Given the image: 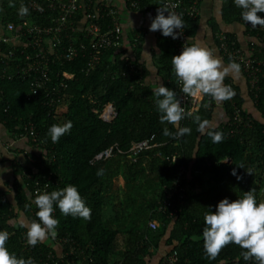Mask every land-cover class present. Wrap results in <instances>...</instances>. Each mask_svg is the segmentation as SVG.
<instances>
[{
	"label": "trees",
	"instance_id": "1",
	"mask_svg": "<svg viewBox=\"0 0 264 264\" xmlns=\"http://www.w3.org/2000/svg\"><path fill=\"white\" fill-rule=\"evenodd\" d=\"M27 1L12 0L15 7L7 8L3 20L12 21L16 29L24 20L53 24L55 12L46 8L44 0H37L44 11L28 7ZM137 2V6L131 7L130 0H125L126 8L150 15L163 0ZM21 5L28 8L27 15L19 14ZM117 9L121 22L122 13ZM85 12L79 9L74 19L81 22ZM241 12L234 0L223 1L221 14L225 23L241 22ZM197 19L183 20L189 36L194 34ZM97 22L102 31L111 25L110 17L106 16L99 17ZM244 30L248 39L244 44L238 41V45L255 40V31L249 33L245 27ZM157 32L161 52L153 56V62L161 84L173 90L177 98V77L171 59L181 52L172 39ZM134 33L122 30V44L102 50L98 63L90 70L86 69L88 51L69 62H51L47 89L59 82L57 75L61 76L63 71L73 74L71 79H64L63 86H58L53 95L47 96L45 90H40L27 98L29 79L14 68V62L20 63L18 51L22 46L14 55L16 61L5 67L7 77L0 79V126L8 141L24 134L10 148L17 155L12 153V174L0 186V231L9 234L6 247L18 258H31L35 264H68L83 256L91 259L92 264H163V256L173 252L175 264H242L243 250L235 244L226 246L215 259L208 258L202 230L205 213L215 212L216 205L224 198L234 201L255 189L257 203L264 202V67L255 90H250L244 73V91L227 77L223 81L234 92L231 99L240 107L243 123L238 126L233 123V108L228 99L223 101L225 119L211 126L214 100L203 95L200 107L186 114L179 124L189 127L191 134L179 138L164 136V128L175 133L177 127L160 122L161 113L153 95L159 84L147 79L149 74L140 61L142 42L132 46ZM225 33L236 40L233 34ZM61 39L63 44L68 43L63 34ZM81 41L87 43L83 33L78 34L75 43ZM9 48L0 43L3 53ZM256 54L264 60V48ZM126 58L138 63L140 71H130ZM51 97L55 103L49 106L47 101ZM108 103L116 111L109 123L99 118ZM197 116L201 122H209V130L223 133L222 142L213 143L206 133L202 135L197 130ZM68 121L73 125L70 132L52 143L48 129ZM28 123L34 126L35 142L24 130ZM151 135L154 138L150 147L137 154L129 152L131 142ZM113 145L115 149L110 157L92 161L95 154ZM241 165L243 168L238 167ZM180 167L186 170L183 180L188 184L183 202L172 215L168 210L157 211L156 207L166 198L165 189ZM234 168L242 177L240 180L231 174ZM100 169L104 170L102 176L97 175ZM45 177H50L49 193L68 185L76 186L91 209V219L63 215L54 204L53 216L59 221L56 235L30 246L27 228L22 225L33 220L39 222L32 190L35 180L43 183ZM150 219L158 221L155 229L148 227ZM70 247L75 248V253H69ZM79 249L83 250L82 254L76 253Z\"/></svg>",
	"mask_w": 264,
	"mask_h": 264
},
{
	"label": "built area",
	"instance_id": "2",
	"mask_svg": "<svg viewBox=\"0 0 264 264\" xmlns=\"http://www.w3.org/2000/svg\"><path fill=\"white\" fill-rule=\"evenodd\" d=\"M46 8L52 12H55L53 16V24L42 25L39 23H30L26 20L23 21L19 29H16L12 22L0 23V43L7 44L10 48L6 52L0 50V79L7 77V67L12 62L16 61L14 55L18 51V47L22 46L23 49H19V62H14V68L17 73H21L29 79V96L37 94L40 90H45L46 95L50 93L53 95L58 86H63L64 79H71L72 73L63 71L57 78L60 77L59 82L53 84L49 89L48 82L50 80V63L55 61L65 62L72 61L78 55L89 52V57L86 62V69L90 70L98 63L102 50L109 47H117L122 44V24L119 19V11L116 7L110 6L107 3H94V0H44ZM86 1V3H85ZM137 0H130V6H137ZM27 6L39 11H44L41 4L37 0H28ZM163 8L168 12L173 13L184 20L185 18L194 19L198 16L199 6L198 0H163L162 4L156 9L150 12L152 19L157 15V9ZM79 9L86 10V14L81 22L76 21L75 14ZM168 15L167 12L164 13ZM264 17V13H259ZM110 17L111 25H108L104 31L101 30V25L97 22L99 17ZM241 23L248 32H254L255 40L247 42L244 46L238 45V40H233L225 32L218 31L215 36L217 39V48L219 49L222 59H228L231 62H235L240 65V69L243 71L248 79L250 90L257 88V81L262 68L264 67V60L259 58L256 53L262 52L264 48V26L253 27L241 18ZM179 35L177 39H172L180 52L183 46L191 45L188 38V34L185 28L175 30ZM83 33V37L87 39V43L78 42L75 43L78 34ZM62 34L68 39L67 44H63L61 39ZM144 33L142 31H136L133 35L132 46L141 44ZM238 42V43H237ZM257 45V46H256ZM28 48V50H25ZM257 48V49H256ZM257 50V52H256ZM127 60L129 58H126ZM129 70L132 72H139L140 67L138 63L132 60H128ZM9 76V75H8ZM9 78V77H8ZM177 99L181 103V107L185 109L186 114H191L196 111L201 104L203 95L198 97H190L182 92V84L177 79ZM49 91V92H48ZM1 93V90H0ZM231 105L233 108L232 118L233 123L237 126L243 123L241 109L238 107L232 99ZM55 103V98L51 97L47 104L52 106ZM210 105V101L207 103ZM116 115L115 108L112 104H106L99 113V118L104 122H111ZM24 130L31 134L32 141L35 142L34 126L28 123ZM232 132V130L230 131ZM24 137V134L14 140H10L4 143L6 149H10L16 140ZM154 136L151 135L148 138H144L138 141H133L128 148L129 152L137 154L139 151L150 147L153 143ZM115 149V145L110 146L99 153L95 154L92 161H100L110 157ZM119 152V150L117 149ZM174 159V158H173ZM186 170L184 167H180L177 175L171 182V185L165 189L166 198L160 203L156 210L164 213L169 211V215L175 213L177 207L183 202V199L187 193L188 184L185 179ZM50 177H45V182L40 183L35 180L32 194L36 198L38 194L48 192ZM147 225L151 229H155L158 225V221L150 219ZM78 254H82L83 250H76ZM69 253H75V248L70 247ZM63 257V256H62ZM176 253L173 252L169 255L163 256V264H175ZM56 264V263H55ZM58 264V262H57ZM68 264H92L91 259L83 258L79 261H71ZM242 264H256L254 260L244 261Z\"/></svg>",
	"mask_w": 264,
	"mask_h": 264
},
{
	"label": "clouds",
	"instance_id": "3",
	"mask_svg": "<svg viewBox=\"0 0 264 264\" xmlns=\"http://www.w3.org/2000/svg\"><path fill=\"white\" fill-rule=\"evenodd\" d=\"M237 7L242 9L241 17L253 27L264 26V17L259 13H264V0H234ZM10 6H13L10 3ZM165 12L168 13L165 16ZM20 15H27L28 8L21 5ZM184 28V21L181 17L168 12L166 9L158 8L157 15L152 19L149 31H160L165 37L178 38L175 31ZM172 70L182 84V92L190 97L207 95L217 102L231 99L234 95L230 86L223 83L229 74H238L240 65L231 62L227 65L214 55L213 50L202 46L199 42L189 46H183L179 55L171 59ZM153 95L157 98V105L160 115V122L168 123L177 127V131L172 133L168 128H164L163 135L179 138L190 135L189 127H180V121L185 118V109L181 107L180 101L176 98V93L162 84L153 89ZM162 97V98H161ZM190 115V114H189ZM198 123V131L203 135L207 134L213 143H220L223 140V133L208 129V121H200V117H195ZM73 127L68 121L63 125L54 124L48 129V136L52 143L59 142L60 138L70 132ZM243 168V166H238ZM10 169L0 167V173L8 172ZM252 174L251 170L247 171ZM104 170L100 169L97 175L102 176ZM237 180L242 177L237 175L234 168L231 172ZM3 180L0 179V186ZM255 189L244 192L242 198L230 201L224 198L216 205L215 212L208 211L204 215V228L202 230L203 247L208 258L215 259L219 253L229 244L239 246L243 251L241 255L245 261L254 260L256 264H264V202L257 203L254 195ZM38 208L35 213L38 221L33 220L29 224L22 225L27 228V242L30 246H35L42 242L49 235H56V228L59 221L54 218V204H56L63 215H72L85 220L91 219V209L86 206L80 192L74 185H68L61 190L50 193L38 194L34 200ZM9 234L0 231V264H35L31 258L25 260L18 258L9 252L6 242Z\"/></svg>",
	"mask_w": 264,
	"mask_h": 264
},
{
	"label": "crops",
	"instance_id": "4",
	"mask_svg": "<svg viewBox=\"0 0 264 264\" xmlns=\"http://www.w3.org/2000/svg\"><path fill=\"white\" fill-rule=\"evenodd\" d=\"M101 1L112 4L120 9L122 13V30L124 32H131L133 34L136 31H142L144 33L140 61L144 63L149 74L147 79L153 83L157 81L159 84L158 86H160L161 82L157 73V68L153 62V56H157L161 52V46H158L157 42L158 32L149 31L152 22L150 15L145 12L127 9L125 0ZM223 1L224 0H198L199 13L197 16V26L195 27L194 34H192V36L188 35V38L191 43L199 42L202 46L213 50L214 55L219 57L223 63L227 65L229 63L221 58L219 49L217 48L216 32L222 31L231 33L241 44L247 41L248 34L245 33L244 26L240 21L232 23H225L223 21L221 14ZM10 3L14 5L12 0H0V23L12 22L3 20L6 16L7 8H13V6H10ZM125 36L127 38L126 34ZM126 42L127 41H124L125 44ZM226 77L244 91L246 80L241 69L238 74H229ZM213 100V118L211 126H217L225 119V111L223 108V101L217 102L215 99ZM247 104H249V101H246L245 105L248 106ZM248 107L250 108V106ZM7 137V133L0 126V167L10 169L8 172L0 173V179H2L3 182L10 178L12 174L11 159L14 157L13 154L17 155V152L15 153L11 149H6L4 147V143L8 142V140H6ZM18 158L21 159L20 156Z\"/></svg>",
	"mask_w": 264,
	"mask_h": 264
},
{
	"label": "rangeland",
	"instance_id": "5",
	"mask_svg": "<svg viewBox=\"0 0 264 264\" xmlns=\"http://www.w3.org/2000/svg\"><path fill=\"white\" fill-rule=\"evenodd\" d=\"M19 218H21V216H19Z\"/></svg>",
	"mask_w": 264,
	"mask_h": 264
}]
</instances>
